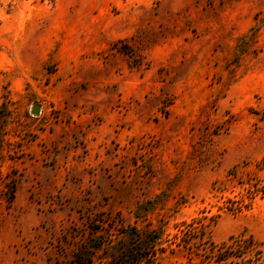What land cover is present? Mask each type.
Wrapping results in <instances>:
<instances>
[{
	"label": "rangeland",
	"instance_id": "374dc122",
	"mask_svg": "<svg viewBox=\"0 0 264 264\" xmlns=\"http://www.w3.org/2000/svg\"><path fill=\"white\" fill-rule=\"evenodd\" d=\"M188 225L264 264V0H0V264Z\"/></svg>",
	"mask_w": 264,
	"mask_h": 264
},
{
	"label": "trees",
	"instance_id": "16d2710c",
	"mask_svg": "<svg viewBox=\"0 0 264 264\" xmlns=\"http://www.w3.org/2000/svg\"><path fill=\"white\" fill-rule=\"evenodd\" d=\"M187 229L193 232L181 231L179 241L176 243L178 247H182L184 250L192 253L194 248L196 252H202L203 256H205L204 262L206 264H234L232 258L224 254V243L213 244L209 242V245H206L201 234L197 232L199 227L188 225ZM125 234L130 239L139 237L136 232H125L124 235ZM160 235L161 234H158V245H160ZM138 239L139 240L137 241L141 244L144 242L142 238ZM154 239L156 240L157 238L155 237ZM155 240L152 242L155 243ZM100 247V245L94 246L93 248L85 246L78 249L74 257V259L76 260V264H79L80 261H86V264H91V261L94 259L97 252H99ZM159 249L160 251H163L162 248ZM187 260L189 261L190 259L187 257ZM111 261L112 263L110 264H143L146 262V258L142 256L141 248L138 246V244H134L133 246V243L132 245L131 243H129V245L125 247L115 249L114 254L111 257Z\"/></svg>",
	"mask_w": 264,
	"mask_h": 264
},
{
	"label": "water",
	"instance_id": "95a60500",
	"mask_svg": "<svg viewBox=\"0 0 264 264\" xmlns=\"http://www.w3.org/2000/svg\"><path fill=\"white\" fill-rule=\"evenodd\" d=\"M37 110H38V107L37 106H33L32 110H31L32 114H36Z\"/></svg>",
	"mask_w": 264,
	"mask_h": 264
}]
</instances>
